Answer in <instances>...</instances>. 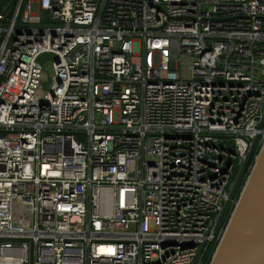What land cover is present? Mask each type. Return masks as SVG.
Here are the masks:
<instances>
[{
  "label": "built area",
  "instance_id": "1",
  "mask_svg": "<svg viewBox=\"0 0 264 264\" xmlns=\"http://www.w3.org/2000/svg\"><path fill=\"white\" fill-rule=\"evenodd\" d=\"M0 38V264L216 250L264 143V0H0Z\"/></svg>",
  "mask_w": 264,
  "mask_h": 264
},
{
  "label": "water",
  "instance_id": "2",
  "mask_svg": "<svg viewBox=\"0 0 264 264\" xmlns=\"http://www.w3.org/2000/svg\"><path fill=\"white\" fill-rule=\"evenodd\" d=\"M43 20L47 11H41ZM10 17V14L7 15ZM264 125V114L258 125ZM259 137L250 146L248 156L235 180L230 201L242 178L249 170V163L257 151L252 169L245 179L238 201L227 221L226 228L209 264H264V143L259 149ZM249 166V167H248ZM230 205L228 202L215 229L217 233ZM207 248L202 243L192 264H199L200 257Z\"/></svg>",
  "mask_w": 264,
  "mask_h": 264
},
{
  "label": "rangeland",
  "instance_id": "3",
  "mask_svg": "<svg viewBox=\"0 0 264 264\" xmlns=\"http://www.w3.org/2000/svg\"><path fill=\"white\" fill-rule=\"evenodd\" d=\"M52 60L53 57L51 55H43L39 61L44 64V73H43V83L41 86V92L47 87L49 82V76L52 71ZM181 77L183 79H188L190 77V65L188 63H184L181 67Z\"/></svg>",
  "mask_w": 264,
  "mask_h": 264
},
{
  "label": "trees",
  "instance_id": "4",
  "mask_svg": "<svg viewBox=\"0 0 264 264\" xmlns=\"http://www.w3.org/2000/svg\"><path fill=\"white\" fill-rule=\"evenodd\" d=\"M0 41H1V38H0ZM257 151H255V153H254V155L252 156V159H251V161H250V163H249V166H251L252 164H253V162H254V158L256 157V155H257ZM245 175L247 176L248 175V172H247V174L245 173ZM244 182H245V179H244ZM244 184V183H243ZM243 187V186H242ZM239 192H240V190H239ZM239 192H238V194H239ZM214 251H215V244L213 243V244H210L207 248H206V250L204 251V255H203V257L201 258V261H200V264H209L210 263V260H211V258H212V256H213V254H214Z\"/></svg>",
  "mask_w": 264,
  "mask_h": 264
},
{
  "label": "flooded vegetation",
  "instance_id": "5",
  "mask_svg": "<svg viewBox=\"0 0 264 264\" xmlns=\"http://www.w3.org/2000/svg\"><path fill=\"white\" fill-rule=\"evenodd\" d=\"M248 167H249V166H248ZM236 178H237V177H236ZM236 178H235V180H236ZM245 178H246V175L244 174V175L242 176V178H241V180H240V182H239V184H238V186H237V188H236L234 194H233V198H232V200H234L235 198H238V197H239V194H240V192H241V190H242V186L244 185L243 183H244V179H245ZM235 180H234V184H235ZM233 187H234V185H233ZM239 190H240V192H239ZM238 192H239V194H238ZM231 212H232V208H231V205H229V207H228V209H227V212H226V214H225V216H224V218H223V221H222L221 227H223L224 225L227 224V221H228V219H229V217H230ZM205 250H206V249H205ZM203 255H204V252H203V254H202L201 257H200V261H201V258L203 257Z\"/></svg>",
  "mask_w": 264,
  "mask_h": 264
}]
</instances>
